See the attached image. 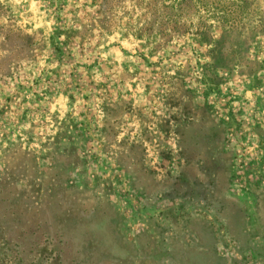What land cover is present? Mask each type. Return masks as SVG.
I'll return each mask as SVG.
<instances>
[{
	"label": "rangeland",
	"instance_id": "1",
	"mask_svg": "<svg viewBox=\"0 0 264 264\" xmlns=\"http://www.w3.org/2000/svg\"><path fill=\"white\" fill-rule=\"evenodd\" d=\"M0 264H264V0H0Z\"/></svg>",
	"mask_w": 264,
	"mask_h": 264
}]
</instances>
